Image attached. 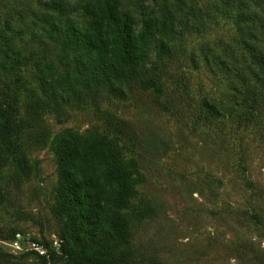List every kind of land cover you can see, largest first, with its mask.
<instances>
[{"label":"rangeland","instance_id":"1","mask_svg":"<svg viewBox=\"0 0 264 264\" xmlns=\"http://www.w3.org/2000/svg\"><path fill=\"white\" fill-rule=\"evenodd\" d=\"M38 1L0 0V30L11 41V52L0 46V105L3 94L9 104L16 101L18 109L10 104L7 113L19 131L18 155L28 160L23 168L0 146V235L7 238L0 237V264H43L28 253L29 242L59 250L67 217L57 213L52 139L64 133L102 138L110 127L122 128L115 141L132 188L121 209L126 239L106 243L117 261L264 264V100L252 124L242 118V98L264 90L233 61H248L240 55V41L251 37L249 24L235 26L232 16L211 11L208 0H199L195 18L186 8L165 14L170 21L165 41L176 54L160 60L155 48L149 50L145 68L155 76L141 75L157 82L162 93L133 83L123 95L86 96L85 78L75 72L76 53L60 40H47L49 18ZM160 2L143 0L153 11L163 10ZM171 3L176 7L170 1L164 10L172 14ZM82 13L79 6L72 17L81 27ZM263 25L264 14H256L257 38L263 37ZM206 103L218 114L208 120ZM101 175L95 166L85 178L96 183ZM98 185L96 196L104 199L110 187ZM18 236L21 250L13 246ZM79 237L78 247L90 242Z\"/></svg>","mask_w":264,"mask_h":264},{"label":"trees","instance_id":"2","mask_svg":"<svg viewBox=\"0 0 264 264\" xmlns=\"http://www.w3.org/2000/svg\"><path fill=\"white\" fill-rule=\"evenodd\" d=\"M170 1L176 4L175 7L171 3L172 14L164 10ZM208 2L211 11L232 16L235 26L249 24L251 37L243 36L240 41V55L244 54L248 61H240L242 57H235L233 61L251 72L264 90V33L262 38L253 34L256 31L254 16L264 14V0ZM38 3L42 9L40 13L49 18L45 24L47 40H60L67 51L76 53L75 72L85 78L82 87L86 96L104 93L123 95V88L133 83L162 93L161 86L153 79H141L143 72L153 75V78L155 76L152 68L146 70L145 58L153 48L157 50L160 60L172 58L176 52L171 50V43L165 41L170 38V21L166 15L176 16L186 8L191 17L195 18L199 8V0H168L167 3L161 0L160 7L164 8L158 11L145 7L143 0H90V4L84 5L75 4L73 0H39ZM79 6L83 11L82 18L86 21L83 27L72 18L77 14ZM135 9L138 18L142 19L141 32L135 29ZM38 16L35 15L34 21ZM262 27L264 32V25ZM0 46H5L11 52V41L3 36V28L0 30ZM112 82L116 83V87ZM244 86L248 87L247 84ZM263 95L262 92L252 90L249 99L242 98V106L246 108L242 113L245 122L252 124L255 121L261 110ZM8 99L9 96L3 94V104L0 105V146H4L6 154L15 157L20 166L26 168L28 160L18 155L19 131L17 127L14 128L16 121L7 113L11 108L8 105L15 104L13 108L18 109L17 104L15 100L9 104ZM203 115L205 120L217 116L216 107L206 103ZM120 130L122 128L115 131L110 127L109 134L102 138L88 136L79 139L73 134L64 133L55 136L50 142L57 164V213L67 217V225L61 233L58 251L46 249L45 255L28 252L43 264H129L128 257L117 261L106 248V243L117 238L125 241L127 236V224L121 216V209L126 203L125 195L132 193L129 184L131 172L115 141V138H119ZM95 166L102 169L101 178L96 183L85 178L87 172ZM23 172L26 174L25 169ZM99 181L110 187L104 199L96 196V193H100ZM80 235L90 238L88 243L82 239L86 248L77 246L81 240ZM0 237L1 240H7L6 237ZM95 242L98 243L96 249ZM129 254L132 256L131 251Z\"/></svg>","mask_w":264,"mask_h":264},{"label":"built area","instance_id":"3","mask_svg":"<svg viewBox=\"0 0 264 264\" xmlns=\"http://www.w3.org/2000/svg\"><path fill=\"white\" fill-rule=\"evenodd\" d=\"M29 248L28 250L30 251H35L37 252L39 255H45L46 251L43 247H41L40 245L36 244L35 242H29L28 243ZM13 246L17 249V250H21V245H20V236L16 237Z\"/></svg>","mask_w":264,"mask_h":264}]
</instances>
